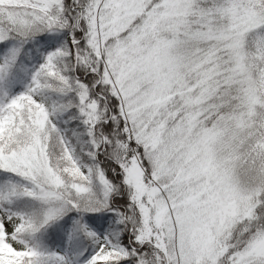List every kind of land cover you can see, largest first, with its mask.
<instances>
[{"label":"snow or ice","instance_id":"obj_1","mask_svg":"<svg viewBox=\"0 0 264 264\" xmlns=\"http://www.w3.org/2000/svg\"><path fill=\"white\" fill-rule=\"evenodd\" d=\"M0 264H264V0H0Z\"/></svg>","mask_w":264,"mask_h":264}]
</instances>
